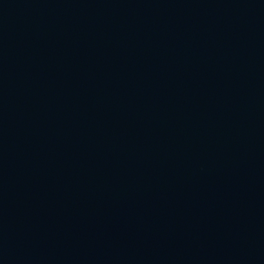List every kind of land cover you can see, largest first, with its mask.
Listing matches in <instances>:
<instances>
[{
    "label": "water",
    "instance_id": "obj_1",
    "mask_svg": "<svg viewBox=\"0 0 264 264\" xmlns=\"http://www.w3.org/2000/svg\"><path fill=\"white\" fill-rule=\"evenodd\" d=\"M0 264H264V0H0Z\"/></svg>",
    "mask_w": 264,
    "mask_h": 264
}]
</instances>
